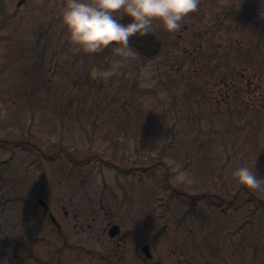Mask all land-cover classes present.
Returning <instances> with one entry per match:
<instances>
[{
	"label": "rangeland",
	"instance_id": "obj_1",
	"mask_svg": "<svg viewBox=\"0 0 264 264\" xmlns=\"http://www.w3.org/2000/svg\"><path fill=\"white\" fill-rule=\"evenodd\" d=\"M63 6L0 0V208L40 186L49 199L123 195L129 217L144 211L135 241L167 198L160 240L193 264H264V186L234 175L264 177V0H200L175 32L154 22L159 54L127 59L74 50ZM118 60L111 77L92 75Z\"/></svg>",
	"mask_w": 264,
	"mask_h": 264
},
{
	"label": "flooded vegetation",
	"instance_id": "obj_2",
	"mask_svg": "<svg viewBox=\"0 0 264 264\" xmlns=\"http://www.w3.org/2000/svg\"><path fill=\"white\" fill-rule=\"evenodd\" d=\"M62 1L64 6L68 2ZM41 190L40 186L34 194H21L15 199L17 208H0V264H193L189 252L177 251L175 240H160L167 198H157L159 224L152 234L145 237L141 232L129 241V225L145 224L139 207L136 218L129 217L128 206L117 207L129 198L112 200L108 193L104 202L100 194L73 191L56 192L50 200Z\"/></svg>",
	"mask_w": 264,
	"mask_h": 264
},
{
	"label": "clouds",
	"instance_id": "obj_3",
	"mask_svg": "<svg viewBox=\"0 0 264 264\" xmlns=\"http://www.w3.org/2000/svg\"><path fill=\"white\" fill-rule=\"evenodd\" d=\"M199 5L200 0H68L61 11L60 23L74 50L94 53L111 45L120 57L127 59L135 50L131 43L134 36L150 34L154 22L175 32L182 27L181 21ZM117 13H122L120 18ZM125 17L129 18L126 23ZM120 64L118 60L109 68L94 66L92 75L111 77ZM234 175L249 189L264 186V177L258 176L254 167L240 166ZM181 176L188 178L186 172Z\"/></svg>",
	"mask_w": 264,
	"mask_h": 264
},
{
	"label": "water",
	"instance_id": "obj_4",
	"mask_svg": "<svg viewBox=\"0 0 264 264\" xmlns=\"http://www.w3.org/2000/svg\"><path fill=\"white\" fill-rule=\"evenodd\" d=\"M127 17L124 18V22H128ZM131 43L136 50H138L142 55L147 58L155 56L162 47V41L157 40L155 35L151 32L145 36H141L139 38L133 37L131 39Z\"/></svg>",
	"mask_w": 264,
	"mask_h": 264
}]
</instances>
